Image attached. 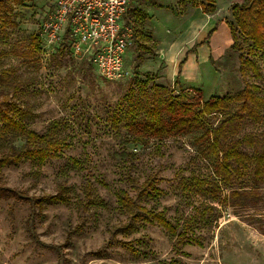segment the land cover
Instances as JSON below:
<instances>
[{
    "label": "rangeland",
    "instance_id": "obj_1",
    "mask_svg": "<svg viewBox=\"0 0 264 264\" xmlns=\"http://www.w3.org/2000/svg\"><path fill=\"white\" fill-rule=\"evenodd\" d=\"M197 1L130 4L134 29L138 20L150 29L153 5L163 6L175 21L167 25L161 21L158 26L155 21L160 20L154 16L156 33L151 40L133 39L124 56L129 76L114 81L103 79L88 57L72 55L66 46L47 51L40 27L54 0L7 1V11L0 14V98L18 106L15 117L28 129L44 133L54 125L53 134L67 146L61 148L60 157L39 167L21 158L1 168V183L21 196L57 194L65 200L32 205L0 198V264H264V199L239 202L231 197L233 190L264 194V179L254 178L251 160L240 175L232 172L224 181L219 155L206 151L209 129L224 112L236 109V101L198 121L180 123L193 117L205 99L235 94L245 83L264 98V55L254 58L259 75L248 70L243 80L239 52L232 48L228 25L221 24L210 40L195 48L197 57L189 65L185 51L197 42L193 40L197 32L187 40L190 32L176 18ZM226 1L216 0L223 9L219 16L233 21V4L226 10ZM214 12L213 8L207 14ZM176 39L182 45L174 53ZM147 77L178 100L171 112L161 108L164 128L152 135L144 133L141 113L132 119L127 116L126 97L143 95ZM259 115L242 113L238 134L264 132V107ZM23 142L7 131L0 137V151ZM255 148L264 149V144ZM243 149L251 155V148ZM71 158L79 164L73 165ZM191 176L217 181L219 190L192 186ZM148 177H155L159 193L141 194ZM185 183L191 190L184 188ZM119 190L146 209L161 211L177 231L184 232L183 239L156 221L131 219L117 204ZM28 224L41 245L58 249L36 244ZM127 242L137 252L129 250Z\"/></svg>",
    "mask_w": 264,
    "mask_h": 264
},
{
    "label": "trees",
    "instance_id": "obj_2",
    "mask_svg": "<svg viewBox=\"0 0 264 264\" xmlns=\"http://www.w3.org/2000/svg\"><path fill=\"white\" fill-rule=\"evenodd\" d=\"M7 1L0 0V14L7 11ZM231 15L233 21L226 20V23L230 29L232 48L239 52L238 71L243 80H245L248 70L252 71L254 75H259V68L254 58L256 55H264V0H243L241 3H234L231 6ZM214 28L208 32V36ZM140 37L151 40L152 34L150 31L144 29L138 20L137 27L134 29L133 38L135 41H138ZM61 45L68 47L65 39ZM140 45L144 46L142 43ZM2 73L5 74L6 71L3 70ZM149 81H151V78L147 77L142 82L144 85L142 87L143 95L140 96L132 93L126 98L128 118L132 119L134 114L141 113L145 120L144 133L152 135L154 130L158 131L164 128L161 108L165 107L171 112L175 109L174 106L178 100L177 97L168 93L166 87L158 85L154 81H151L149 89H146ZM251 87L254 86L245 83L244 87L235 94L211 96L197 106L194 110L193 117L186 120L180 119V123L183 121L195 122L212 111L228 108L230 104L236 101V109L224 112L217 124L211 127L208 132L206 151L214 153L217 156L219 155L218 168L221 178L224 181L230 179L232 172L240 175L242 173L241 168H244L246 163L251 160L254 163V167L251 169L254 178L257 180L264 179V149L255 148L257 145L264 144V132L256 134L249 131L239 135L237 127V121L240 120L242 113H245L248 117L256 118L259 116L260 118L259 109L264 107V98L255 95L250 89ZM17 109L18 106L8 102L7 97L0 98V137L7 133V131H12L24 139V142L20 146L10 145L6 150L0 151V170L3 166L16 163L21 158H28L31 163L39 167L47 159L60 157L61 148L67 145L61 141L60 137L53 134V130H56L54 125L44 133H37L34 130L28 129L20 119L15 117L14 112ZM246 147L252 149L251 155L243 149ZM71 162L73 165L79 164L74 158H71ZM189 180L192 186L201 188L204 186L203 189L210 192L219 190L217 181L210 182L207 179L197 176H191ZM154 183L155 177H148L143 184L141 194L152 196V192L154 191L156 194L159 193V189ZM206 184L210 187L205 188ZM184 188L191 190V186L186 183L184 184ZM231 194L232 199L239 202L250 198L264 199V194L254 195L252 191L233 190ZM9 197L27 200L32 205L41 204L44 201L65 200L64 197L57 194L23 197L14 189L5 187L0 181V198ZM93 200L101 204L100 198L94 197ZM116 200L118 206L131 219L137 220L138 218H142L148 222L156 221L170 234L178 236L179 241L183 239L184 232L177 231V225L172 224L161 211L146 209V207L138 204L124 190L116 192ZM32 229L33 227H30L28 224L27 232L36 244L45 248L58 249L54 245H41ZM125 246L132 252H137V249L132 247L129 242L125 243Z\"/></svg>",
    "mask_w": 264,
    "mask_h": 264
},
{
    "label": "built area",
    "instance_id": "obj_3",
    "mask_svg": "<svg viewBox=\"0 0 264 264\" xmlns=\"http://www.w3.org/2000/svg\"><path fill=\"white\" fill-rule=\"evenodd\" d=\"M131 0H54L40 27L47 51L64 39L72 55L86 56L106 80L129 76L124 56L134 28L124 20Z\"/></svg>",
    "mask_w": 264,
    "mask_h": 264
},
{
    "label": "crops",
    "instance_id": "obj_4",
    "mask_svg": "<svg viewBox=\"0 0 264 264\" xmlns=\"http://www.w3.org/2000/svg\"><path fill=\"white\" fill-rule=\"evenodd\" d=\"M139 1H142V0H131L130 1L129 5H128V9H127L126 13L124 14V20L125 21L132 23V21H130L129 15H128V13L131 9L130 4L134 5ZM151 1L153 3L155 1L157 3L163 2V0H151ZM165 1L168 2L169 0H165ZM170 1L176 2L178 0H170ZM239 1H243V0H227L224 4V7L227 10L229 5L237 3ZM196 4L197 5H193L192 7L190 6L188 8L187 14L176 18L177 20L180 19L179 24L181 25V27L182 28L184 27L183 29L186 30V32L187 31L190 32L188 35L189 37H186L187 40L190 37H192L195 32H197V36L194 37L195 39H193V40H197V42L193 43L191 45V47H189L185 51L189 65L191 63L193 64L194 63L193 60L197 57V51H195V48L199 49V45H204V43L206 41L210 40L212 33L218 28L219 25H221V24L227 25L225 19H222L221 16H219L221 14L218 13V10H223V9L218 4H216V0H198L196 2ZM213 8L215 9L214 14H212V15L207 14L208 11L213 10ZM151 15H152V17H150V19H149V21H150L149 25H150L151 30L147 29V28H145V29L151 32L152 37H153L154 33H156L154 31V16H156L160 20V21H155V25H158V26L161 25V21L165 25H167V21H170V20L171 21L173 20L172 22L175 21V19L171 15V13L167 12L163 6L158 7V9H155L154 5L151 6ZM213 27H215L214 30L208 36V32ZM229 34H230V29H229ZM230 36H231V34H230ZM156 38H158V37H156ZM181 45H182V40L179 41L178 39H176L174 46L172 45V47H171V50L173 49V51L174 50L176 51L178 47H181ZM191 48H192V50H190ZM175 51H174V53H175Z\"/></svg>",
    "mask_w": 264,
    "mask_h": 264
}]
</instances>
